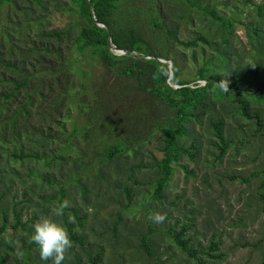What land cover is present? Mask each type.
<instances>
[{"label":"trees","instance_id":"trees-1","mask_svg":"<svg viewBox=\"0 0 264 264\" xmlns=\"http://www.w3.org/2000/svg\"><path fill=\"white\" fill-rule=\"evenodd\" d=\"M70 1L85 21L77 34L74 28H51L50 0H0V210L4 217L0 264L44 262L31 242L32 226L50 217L48 205L57 200L60 216L74 245L79 246L66 253L64 264L104 263L106 249L90 244L84 231L89 209L96 221L114 206L117 209L110 218L98 220L97 229L92 230L95 235L97 230L103 231L101 236L111 235L108 242L114 255L121 253L124 258L136 249L143 253L142 259L147 255L150 262L159 263L166 255H173L170 245L175 243L191 263L224 262L227 255L216 235L207 247H193L195 238L188 234L198 222L196 218L175 217L169 206L176 203L168 206V192L176 168L188 172L184 160H199L201 133L214 140L209 144L219 150V162L226 157L232 147L224 117L228 107H236L245 118L263 121V110L253 109L252 104H264V79L243 63L231 69L236 56L228 46L235 37L237 19L201 7L197 0H175L190 10L199 8L223 30L219 34L223 47H214L216 56L197 68L194 79L186 80L182 78L186 64L177 48L212 44L201 37L183 42L179 26L168 25L171 16L165 13L163 3L148 0L145 7L126 9L123 4L129 0ZM247 29L253 31V47H261L262 28L252 25ZM96 67L103 77H98ZM225 69L228 71H221ZM226 82L228 88L222 86ZM75 110L78 115L70 130L67 122ZM160 135L163 156L156 160L154 193L145 219L135 218L132 225L123 211L133 206L139 194L136 188L143 183L135 179L145 166L143 161L133 165L127 153L139 144H152ZM193 135L191 146L181 143ZM71 147L77 151L72 162L66 152ZM40 161L46 162L50 171L38 177L30 168L24 174L16 167ZM86 168L91 172L78 178L76 186L62 183L70 175L81 176ZM262 175L256 200L264 215V170ZM39 177L43 183L37 181ZM69 188L81 191L82 206L61 208L71 195ZM112 188L124 193L126 204L121 197L109 196ZM10 196L11 204L6 205ZM25 202L39 208V214L32 212L33 208L19 210ZM11 212L13 222L9 221ZM195 212L192 210L193 215ZM154 213H164L167 219L154 224L149 219Z\"/></svg>","mask_w":264,"mask_h":264},{"label":"rangeland","instance_id":"rangeland-1","mask_svg":"<svg viewBox=\"0 0 264 264\" xmlns=\"http://www.w3.org/2000/svg\"><path fill=\"white\" fill-rule=\"evenodd\" d=\"M147 1L129 0L123 4V7L126 9L129 7L142 8L147 6ZM151 1L164 4L165 13L171 16L169 20L172 21L168 25L173 23L179 26L178 36L183 42H192L198 40L200 37L211 42V46L200 42L197 46L189 49L184 46L177 48L178 56L183 57L186 64L182 78L186 80L194 79L197 68L202 67L209 60L210 56H216L214 47H223V43L219 37V34L223 31L222 28L218 23L214 24L212 18L205 17L197 7L190 10L188 5L184 3L182 5V3L180 4L179 1L175 0ZM197 1L201 7L215 9L221 16L235 17L237 19V26L233 31L235 37L231 39V44L228 46L230 52L236 56L234 58L235 61H233L235 66H232L231 69L234 70L239 66L238 64L243 63L244 68L257 71L259 78L263 80L264 0ZM48 12V15H50L49 24L52 29L74 28V32L77 34L85 24V21L79 17V11L73 7L70 0H50ZM183 15L186 17L181 20L180 17ZM252 25L260 26L263 30L261 47H253L251 39L253 31L252 29H247V26L252 27ZM95 69L98 77H103L101 70L97 67ZM228 69L221 71H228ZM202 85H205V83L203 82ZM252 107L253 109L258 108L263 110L262 123H259L256 118L248 119L243 117L239 112H236V107H228L227 112L224 113V117L229 139L232 141V147L226 157L222 162H219L216 159L217 155H219V150L209 144V142H213L214 140L209 135L201 133L200 139L203 149L199 160L195 162L190 161L188 158L184 160L183 164L188 167V172L182 167L176 168L175 176L170 183L168 192V206L169 203H176L175 207L169 206L174 216L196 218L198 222L196 227L188 234V236L195 238L193 247L197 248L200 244L203 247H207L214 235L217 236V239L222 240L221 251L227 257L220 264H262L264 262V241H262L264 238V215L261 214L260 206L256 200V191L261 185L262 172L264 170V104L253 103ZM77 115V111L75 110L71 120L67 122L68 129L71 130ZM161 137L160 135L152 144L147 143L144 147H141L139 144L127 153L133 165L140 164L143 161L145 166L140 176H137L138 179H135L143 183L141 187H135L139 190V194L135 196L133 206L126 207L123 211L125 219L132 225L136 221H134L135 218H141L140 220L145 219L146 214L144 215V213L154 193V184L157 180L156 160H160L163 156L160 152L162 146ZM195 137L196 135L190 136L182 140L181 143L191 146ZM66 152L71 155V162L76 160L77 151L75 148L71 147ZM154 157L157 159H154ZM47 166L46 162L40 161L39 163L27 162L24 166L23 164H18L16 167L23 171L24 174L30 168L34 170L38 177L50 171ZM81 172V176L70 175L68 181L62 183L75 185L74 183L77 179L89 174L91 169H82ZM245 180H249V182L247 183ZM37 181L43 183L40 177L37 178ZM122 181L125 184L128 183L130 186H134V183H129L128 180ZM73 189L69 188L71 192V195L67 199L69 206H82L84 202L81 191L78 189L80 192H77L76 189ZM55 190L58 191L57 188ZM103 191L106 192V188ZM108 194L113 199L121 197V202L123 204L127 203V197L122 191L112 188ZM11 199L12 196L6 200L5 204H11ZM20 201L21 197L18 199V202ZM58 203L59 201L57 200L48 205L49 216L50 218L58 217L60 219L59 222L65 225L61 216L57 215L59 212ZM28 208H33L32 212L39 214V208H35L32 204L26 202L21 204L18 209ZM115 209H117L116 206L111 207L109 211L103 212V216L99 217L96 221H94L93 210H88L89 217L84 234L88 236L90 244H95L98 247L102 245L106 249L103 264H196L194 261L191 263L187 255H184L175 243L170 245L173 255H166L160 259L159 263L155 261L150 262L147 255H144L145 257L142 259L143 253L136 252V249L127 252L124 258H122L121 253L114 255L109 246L112 243L108 242L111 241V235L107 233L101 236L103 231L98 230V234L95 235L92 230L97 229L98 220L110 218ZM192 210L196 211L194 215L192 214ZM13 215V212L9 215L10 222L14 221ZM69 215L72 216L71 213ZM3 218L2 211L0 210V225L3 222ZM70 221L75 223L73 218ZM79 230L80 228L77 225V231ZM244 245L246 246L244 247ZM126 246L136 247L133 244H127ZM74 248L77 250L79 246L74 245ZM117 249L121 250L122 247L119 246ZM119 255L120 259L118 258ZM206 262L207 264H212L213 261L209 260ZM44 263L42 262L41 264Z\"/></svg>","mask_w":264,"mask_h":264},{"label":"clouds","instance_id":"clouds-1","mask_svg":"<svg viewBox=\"0 0 264 264\" xmlns=\"http://www.w3.org/2000/svg\"><path fill=\"white\" fill-rule=\"evenodd\" d=\"M222 86L228 88L227 82ZM68 206L69 201L65 200L61 208ZM60 214V212L57 213V215ZM149 219L154 224H163L167 216L164 213H154ZM32 227L31 242L37 245L40 259L46 264L49 261L51 264H64L66 253L74 246L67 227L50 217L41 218Z\"/></svg>","mask_w":264,"mask_h":264},{"label":"water","instance_id":"water-1","mask_svg":"<svg viewBox=\"0 0 264 264\" xmlns=\"http://www.w3.org/2000/svg\"><path fill=\"white\" fill-rule=\"evenodd\" d=\"M119 54H126V52H119Z\"/></svg>","mask_w":264,"mask_h":264}]
</instances>
